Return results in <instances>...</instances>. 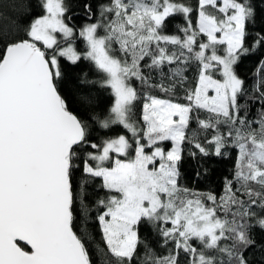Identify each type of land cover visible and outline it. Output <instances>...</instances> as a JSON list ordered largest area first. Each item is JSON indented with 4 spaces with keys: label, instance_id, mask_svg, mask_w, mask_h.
Segmentation results:
<instances>
[{
    "label": "snow or ice",
    "instance_id": "6c2138e0",
    "mask_svg": "<svg viewBox=\"0 0 264 264\" xmlns=\"http://www.w3.org/2000/svg\"><path fill=\"white\" fill-rule=\"evenodd\" d=\"M83 9L77 33L66 0H0V264H264V58L251 88L237 72L264 53V9L256 0ZM61 58L89 61L101 79L65 91ZM96 83L110 90L108 108L87 94ZM116 127L124 133L110 135ZM232 152L219 196L182 182L186 160L200 177L205 159Z\"/></svg>",
    "mask_w": 264,
    "mask_h": 264
},
{
    "label": "trees",
    "instance_id": "16d2710c",
    "mask_svg": "<svg viewBox=\"0 0 264 264\" xmlns=\"http://www.w3.org/2000/svg\"><path fill=\"white\" fill-rule=\"evenodd\" d=\"M85 2H90L95 10L98 0H66V4L69 7L68 16L71 17L70 20L67 21L71 26H73L77 33L81 25L87 23V19L84 15L83 5ZM194 2V0H192ZM259 5V9H264V4H259V0H256ZM43 12L40 8H34L35 15H41ZM262 17H264V11H260L256 30L264 29V22H262ZM183 20L179 16L174 19H170L168 21V27L166 32L168 34H176V25L182 24ZM75 47L79 51L85 50V44L81 37L78 35L75 38ZM264 58V53L257 52L256 54L249 55L247 57L242 58L241 62L237 67V72L244 78L249 86L252 87L254 83V75L257 69V64L260 59ZM61 69L64 74V80L62 82V88L65 91H72L76 89L81 81H99L101 79L100 73H98L92 64L84 60L83 58L77 61L75 64L68 61L66 58H61ZM189 79L191 80L194 76V72H189ZM88 90L87 94L90 96L92 104L97 106L98 108L105 109L108 108L112 102V95L110 90L105 89L100 86L99 83L96 84H88L85 86ZM182 95V94H181ZM82 110V109H81ZM140 104L138 103L135 111L139 114ZM125 130L121 127H116L110 135L115 136L117 134H123ZM103 133H94V137L101 138ZM236 153L232 152L230 157L219 158V157H209L204 160L203 168L207 169V171L202 174L200 177L195 176V168L192 161H185L183 168V183L187 186L197 189L201 192H213L217 196L222 193L224 188L225 178H230L231 170L233 167V162L235 159ZM141 236L147 237L148 240L152 242V246L154 247L156 253L158 255H164L167 252V249L160 246L159 237L156 236L151 230H149L146 226H141L140 229ZM97 240L96 243L99 242V234L97 232ZM260 235L258 234V239H260Z\"/></svg>",
    "mask_w": 264,
    "mask_h": 264
},
{
    "label": "rangeland",
    "instance_id": "374dc122",
    "mask_svg": "<svg viewBox=\"0 0 264 264\" xmlns=\"http://www.w3.org/2000/svg\"><path fill=\"white\" fill-rule=\"evenodd\" d=\"M43 14V13H42ZM85 24V23H84ZM83 24V25H84ZM57 37H58V40L60 39V34H57ZM83 40V39H82ZM83 42H84V44H85V41L83 40ZM63 46H66V45H63ZM74 47H75V44H74ZM76 48V47H75ZM77 51L78 52H80V53H83L85 50H83V51H79L78 49H77Z\"/></svg>",
    "mask_w": 264,
    "mask_h": 264
}]
</instances>
